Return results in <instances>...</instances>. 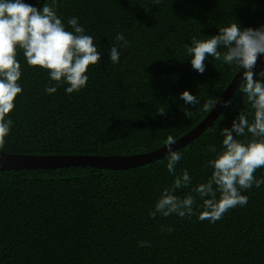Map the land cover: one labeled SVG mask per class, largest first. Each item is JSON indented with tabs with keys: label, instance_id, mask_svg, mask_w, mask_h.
Masks as SVG:
<instances>
[{
	"label": "trees",
	"instance_id": "1",
	"mask_svg": "<svg viewBox=\"0 0 264 264\" xmlns=\"http://www.w3.org/2000/svg\"><path fill=\"white\" fill-rule=\"evenodd\" d=\"M23 2L37 7L40 0ZM44 4L55 8L67 30L68 19L77 17L101 61L89 66L86 87L68 94V84L57 85L48 71L29 67L18 49L23 92L6 117L13 124L4 152L118 156L162 147L168 135L178 139L199 123L208 113L203 104L218 100L238 71L208 57L205 72L197 73L185 44L217 35L233 22L242 30L264 25V0H161L159 6L153 0H43L38 9ZM117 34L127 47L119 46ZM113 44L120 52L115 64L109 55ZM262 70L264 60L253 72ZM242 83L202 133L174 149L182 156L174 174L167 171L168 154L123 169L0 170V264H264V184L242 190L247 204L215 223L198 219L199 197L190 217L149 215L183 170L192 182L176 190L181 198L208 180V161L216 153L207 148L221 150V130L240 112L252 121ZM53 86L57 91L46 93ZM185 90L200 103L185 104ZM237 139L247 141L251 134ZM254 177L264 179V167ZM162 226L174 230L162 232ZM141 241L150 246L138 247Z\"/></svg>",
	"mask_w": 264,
	"mask_h": 264
},
{
	"label": "clouds",
	"instance_id": "2",
	"mask_svg": "<svg viewBox=\"0 0 264 264\" xmlns=\"http://www.w3.org/2000/svg\"><path fill=\"white\" fill-rule=\"evenodd\" d=\"M159 6L161 0H153ZM55 0H53V5ZM71 31L56 14L55 8L44 4L40 9L23 2V0H0V149L5 147V138L9 135L13 124L6 117L14 110L16 97L23 89L18 83L21 78V65L17 60L18 49L23 50L27 65L46 70L50 80L57 85L66 83L65 92H78L87 85L86 75L90 65L101 61V53L97 50L91 35L85 34V29L78 24V18L68 19ZM117 42H123L120 47H127L129 42L124 35L117 34ZM187 56H191V66L199 74L206 70L205 60L212 57L222 60L228 65L243 69L241 86L247 101L254 110L253 119L242 112L233 120L230 128L222 129V147L219 152L214 145L207 148L208 152L216 153L215 158L208 161L213 169L210 177L191 189V193L183 198L175 194L177 189L191 185L192 178L188 171L183 170L177 175L168 188H164L160 198L149 213L155 218L157 214L168 217L175 214L181 218L190 217L194 213L196 198L202 200V211L198 214L201 221L215 223L230 209L247 204L248 197L241 195L242 190L253 185L259 187L264 179H255L257 169L264 167V79H254V75L264 78V70L254 73L258 56L264 55V25L253 29H241L233 22L227 27L219 28L217 35L206 40L192 39L191 46L185 44ZM223 48L222 53L218 49ZM110 61L119 62L118 46L113 44L109 49ZM46 93L57 91L55 86L46 87ZM185 104L195 106L200 103L197 96L187 90L180 93ZM217 99H209L203 104V110L210 112L217 104ZM230 101L224 106H229ZM159 114L163 115L164 110ZM185 115H190L186 112ZM251 134V139H237ZM172 135L164 140L167 155V171L174 174L176 164L182 159L181 153L172 150L176 143ZM219 193V198H217ZM171 227H161V231L172 232ZM147 241L138 243V247H149Z\"/></svg>",
	"mask_w": 264,
	"mask_h": 264
},
{
	"label": "water",
	"instance_id": "3",
	"mask_svg": "<svg viewBox=\"0 0 264 264\" xmlns=\"http://www.w3.org/2000/svg\"><path fill=\"white\" fill-rule=\"evenodd\" d=\"M43 0L37 5V9L41 6ZM264 60V55L258 56L256 66ZM255 66V67H256ZM243 69L238 70L230 80L213 110L197 123L191 130L176 139V143L172 145V150L177 149L197 135L202 133L209 126L222 110L225 102L232 95L234 90L243 81ZM168 154L165 145L157 149L131 155H82V154H50V155H33L8 153L0 150V170L3 169H35V168H60L72 165H89L109 169H123L128 167L144 164L153 161Z\"/></svg>",
	"mask_w": 264,
	"mask_h": 264
}]
</instances>
